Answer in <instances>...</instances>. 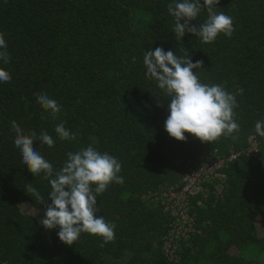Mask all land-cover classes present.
<instances>
[{"label":"trees","instance_id":"16d2710c","mask_svg":"<svg viewBox=\"0 0 264 264\" xmlns=\"http://www.w3.org/2000/svg\"><path fill=\"white\" fill-rule=\"evenodd\" d=\"M170 3L0 0L10 56L0 68L11 75L0 82V264H264V137L255 132L264 121V0H219L215 11L231 16L235 30L211 43L190 33L177 39ZM206 19L202 9L190 23ZM157 47L202 60L193 69L201 83L243 89L235 97L239 132L212 142L187 132L184 141L169 136L170 98L143 64L144 53ZM37 94L61 111L50 115ZM12 121L25 134L43 130L53 138L52 147L39 139L33 147L54 171L67 153L88 146L121 163L123 184L97 195L96 214L115 225L114 241L101 247V237L82 232L65 244L58 226L45 229L30 213L44 217L51 189L43 173L33 176L22 163ZM60 123L75 140L58 137ZM203 165L217 167L195 182L198 191L184 193ZM29 183L45 204L27 193ZM180 194L187 223L172 212ZM174 231L170 255L165 247Z\"/></svg>","mask_w":264,"mask_h":264},{"label":"clouds","instance_id":"9594fccd","mask_svg":"<svg viewBox=\"0 0 264 264\" xmlns=\"http://www.w3.org/2000/svg\"><path fill=\"white\" fill-rule=\"evenodd\" d=\"M218 3L219 0H173L168 4V12L174 17L176 38L181 40L190 33L203 43H211L221 33L231 37L235 30L233 18L215 11ZM202 9H206L207 19L199 25L191 24ZM6 48L4 33H0V61L5 64L10 59ZM143 64L146 75L153 78L158 88L170 98L167 105L169 115L164 124L170 137L184 141V133L187 132L202 142H212L221 135L239 132L240 125L234 111L237 107L235 97L242 94L243 89L231 93L223 85L201 83L193 69H201L203 61L193 63L186 50L184 56H177L172 50L157 47L144 53ZM10 81L11 75L0 68V82ZM36 99L53 117L61 111V106L47 94H37ZM11 127L22 163L33 176L43 173L50 184L48 199L51 203L45 206L44 217L40 221L42 226L49 230L58 226V238L68 245L76 242L82 232L101 237V247L114 241L115 225L96 214L97 195L103 193L110 183L123 184L124 179L119 175L121 163L114 156L88 146L67 153L62 168L54 171L53 165L33 147L36 139L52 147L55 143L53 138L43 130L39 137L34 131L25 134L15 121L11 122ZM255 132L264 137V121L256 122ZM55 133L61 140L76 139L75 133L67 130L63 123L56 125ZM27 193L45 204V197L31 183L27 186Z\"/></svg>","mask_w":264,"mask_h":264},{"label":"built area","instance_id":"2783aa9c","mask_svg":"<svg viewBox=\"0 0 264 264\" xmlns=\"http://www.w3.org/2000/svg\"><path fill=\"white\" fill-rule=\"evenodd\" d=\"M217 166H214V167H210L208 165H203L197 172H193L191 173V176L188 177L187 181V186L184 190V193H189V192H192L193 191H198L199 190V186H197L195 184L200 182L201 181V176L202 175H209V174H212V172H214L215 168ZM173 198L175 196H172ZM185 203H184V196L182 194H180L178 197H177V202L175 204V206L172 207V212L175 216H178L179 220H182L184 222L187 223L188 221V218L185 214ZM187 226V225H186ZM180 227V226H179ZM174 235H172V237H174L173 239L169 240V243L166 244V247H165V250H166V253L172 255L173 253V249H174V244H175V240L178 236V231H174ZM170 247V248H169Z\"/></svg>","mask_w":264,"mask_h":264},{"label":"rangeland","instance_id":"374dc122","mask_svg":"<svg viewBox=\"0 0 264 264\" xmlns=\"http://www.w3.org/2000/svg\"><path fill=\"white\" fill-rule=\"evenodd\" d=\"M24 209V206H23ZM30 211V213H32L33 215H35L40 221L43 219V215L41 213H39L38 211H36L35 209H28Z\"/></svg>","mask_w":264,"mask_h":264}]
</instances>
